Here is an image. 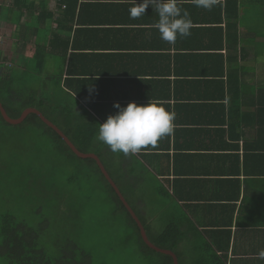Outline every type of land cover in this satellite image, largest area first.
Wrapping results in <instances>:
<instances>
[{"label":"crops","instance_id":"crops-1","mask_svg":"<svg viewBox=\"0 0 264 264\" xmlns=\"http://www.w3.org/2000/svg\"><path fill=\"white\" fill-rule=\"evenodd\" d=\"M226 5L0 0V78L70 93L126 153L111 175L168 191L225 264H264V18Z\"/></svg>","mask_w":264,"mask_h":264},{"label":"rangeland","instance_id":"rangeland-1","mask_svg":"<svg viewBox=\"0 0 264 264\" xmlns=\"http://www.w3.org/2000/svg\"><path fill=\"white\" fill-rule=\"evenodd\" d=\"M258 27L264 35V24ZM38 80L29 79L28 84L17 80L14 92L18 107L27 105L34 98L30 90L37 91L38 87L47 98L43 104L34 98V105L60 125L64 105L73 109L76 102L57 84ZM44 132V127L32 122L11 126L0 120V230L3 215L10 214L37 232L38 248L50 259H59L62 249L69 248L87 254V264H147L136 230L125 212L114 215L116 206L110 201L114 198L105 190L95 167L81 162L78 168L75 160L66 162ZM119 185L126 186L121 181ZM145 191L141 204L132 206L138 213V206L144 208L152 217L153 234L157 236L169 221L152 201L153 190ZM1 241L0 236V245ZM180 250L182 258L192 264L195 252L190 244L184 243ZM0 264H9L1 253Z\"/></svg>","mask_w":264,"mask_h":264},{"label":"trees","instance_id":"trees-1","mask_svg":"<svg viewBox=\"0 0 264 264\" xmlns=\"http://www.w3.org/2000/svg\"><path fill=\"white\" fill-rule=\"evenodd\" d=\"M251 3L258 6L259 17L264 18V0H251ZM226 4L227 15L229 18L237 19L239 17V0H226ZM235 28L237 27L235 26ZM233 41L237 42V36H235V40ZM0 92H2V95H0V101L2 102L8 115L13 119L19 118L21 114L28 108H36L41 111L40 108H37V105H34V98L30 99L27 105L18 107L19 104L17 99H14L13 91L8 88V84L3 80V78H0ZM67 95L73 99L70 93H67ZM41 112L45 115L43 111ZM46 118L48 117L46 116ZM48 119L64 132V134L72 141V143L80 152L86 154H95L106 170H108L110 165V168L117 166L118 161L116 158L118 156L119 158H122L124 157V154H126L125 152L114 147L113 149L116 151L115 157L111 159L107 157V150L105 146L107 139L105 136H103L104 133L101 130L103 129V126L98 123L97 119L93 118V121H91L92 117L85 108L83 109L82 113L76 114L74 108L72 109L70 105L68 107H64L62 109V115H60L58 120L60 125L57 121H54L50 118ZM0 120L7 125H11L3 119L1 113ZM26 122H32L37 126L44 127L47 131L44 132V134L49 137V140L53 143L55 150L60 155H62L64 159H66V162L69 160H75L74 165L78 168L82 167L81 162L89 163V165L95 167L106 184L105 190L109 195L112 194L114 198V200H112L109 197L110 201H114L116 206L114 215L117 216L118 212L120 211L125 212L132 226L136 230L140 251L147 259V264H174L173 258L171 256L158 253L147 246V244L143 241L137 223L134 221L111 184L106 180L98 165V162L95 159L79 158L68 147L64 140L52 128L47 126L37 115L31 114L23 123ZM129 155L131 154L129 153ZM107 172H109V170ZM124 175L125 174H120L119 177H116L110 173V177L116 183L126 201L139 217L147 232L148 238L155 246L174 252L178 257L179 264H190L188 258L185 256L182 258V255L180 254V247L184 243L187 245L190 244L191 250L195 252L192 264H225L218 256L217 252L214 251L213 246L207 240V238H204L200 229L195 227L193 221L189 218L184 208L173 200L172 195H170L168 191L158 192V189L154 190V188H152L154 195L152 201L157 207H159V213H162V215H164L163 217L169 221L167 227L162 233L158 234L157 236L154 235L150 219L152 217L146 215L144 208L141 210V208L138 206L140 209L138 213L132 206V204H135L136 206L137 204H141L140 198L144 195L146 196V193L131 184L129 185L125 183L126 186L119 185V182L122 180V178H124ZM159 193H162V196H160ZM186 225L194 227L195 230L193 229L192 232H188L187 229H184ZM0 236L2 239L0 253L8 260L9 264H87L86 261L90 260V257L84 252L77 254L75 252L69 251L68 247V250L66 248L62 249V256L59 259H50L46 257V253L38 248L37 232H34L26 224L17 221L16 218L10 214H4L2 217Z\"/></svg>","mask_w":264,"mask_h":264},{"label":"water","instance_id":"water-1","mask_svg":"<svg viewBox=\"0 0 264 264\" xmlns=\"http://www.w3.org/2000/svg\"><path fill=\"white\" fill-rule=\"evenodd\" d=\"M0 113L3 117V119L11 124V125H20L22 124L28 116H30L31 114H35L37 115L47 126H49L50 128H52L63 140L64 142L68 145V147L79 157L82 159H95L98 162V165L103 173V175L105 176L106 180L111 184V186L113 187V189L115 190L116 194L119 196L120 200L122 201V203L124 204V206L126 207V209L128 210V212L130 213V215L132 216V218L134 219V221L137 223L139 229H140V233L141 236L143 238V241L147 244V246H149L151 249L157 251L158 253H162L168 256H171L173 258L174 264H179L178 262V257L177 255L170 251V250H164L161 249L157 246H155L150 239L148 238L147 232L142 224V222L140 221L139 217L136 215V213L134 212V210L132 209V207L129 205V203L126 201L125 197L123 196V194L121 193L120 189L118 188V186L116 185V183L112 180V178L110 177L109 173L107 172V170L105 169V167L103 166V164L101 163V161L99 160V158L95 155V154H86V153H82L80 152L76 146L72 143V141L64 134V132L58 127L56 126L53 122H51L48 118H46V116L39 111L36 108H28L26 109L19 118L17 119H13L11 118L8 113L6 112V109L4 108L2 102L0 101Z\"/></svg>","mask_w":264,"mask_h":264}]
</instances>
